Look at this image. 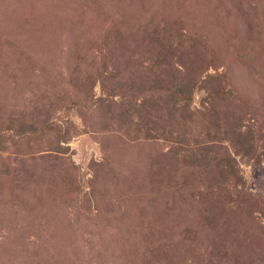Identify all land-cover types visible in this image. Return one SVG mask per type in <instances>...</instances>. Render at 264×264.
<instances>
[{
  "label": "rangeland",
  "instance_id": "rangeland-1",
  "mask_svg": "<svg viewBox=\"0 0 264 264\" xmlns=\"http://www.w3.org/2000/svg\"><path fill=\"white\" fill-rule=\"evenodd\" d=\"M0 264H264V0H0Z\"/></svg>",
  "mask_w": 264,
  "mask_h": 264
}]
</instances>
